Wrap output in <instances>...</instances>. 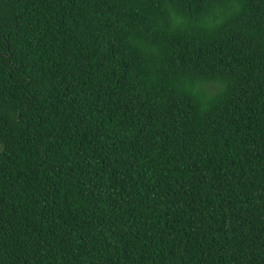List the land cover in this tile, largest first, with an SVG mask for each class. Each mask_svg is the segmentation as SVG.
I'll list each match as a JSON object with an SVG mask.
<instances>
[{
  "label": "trees",
  "instance_id": "obj_1",
  "mask_svg": "<svg viewBox=\"0 0 264 264\" xmlns=\"http://www.w3.org/2000/svg\"><path fill=\"white\" fill-rule=\"evenodd\" d=\"M0 264H264V0H0Z\"/></svg>",
  "mask_w": 264,
  "mask_h": 264
}]
</instances>
